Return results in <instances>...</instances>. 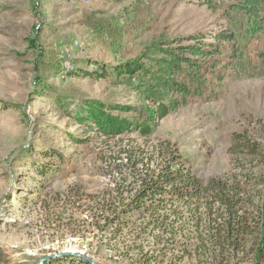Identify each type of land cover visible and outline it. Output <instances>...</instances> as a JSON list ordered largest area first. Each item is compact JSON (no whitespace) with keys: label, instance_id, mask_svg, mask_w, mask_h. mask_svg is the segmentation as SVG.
I'll list each match as a JSON object with an SVG mask.
<instances>
[{"label":"rangeland","instance_id":"obj_1","mask_svg":"<svg viewBox=\"0 0 264 264\" xmlns=\"http://www.w3.org/2000/svg\"><path fill=\"white\" fill-rule=\"evenodd\" d=\"M234 1L0 0V264H45L65 251L130 264L128 249L152 246V237L135 240L133 228L119 232L109 221L172 159L217 191L225 183L248 220L237 244L239 228L206 249H238L228 264H264V34L244 33ZM226 29L240 57L228 69L218 65L223 80L208 77L203 89L180 95L179 108L163 119L151 75L113 72L140 61L153 73L165 44H195L191 37ZM91 101L137 129L110 137L91 120L81 124ZM205 199L213 216L199 230L223 235L228 217Z\"/></svg>","mask_w":264,"mask_h":264},{"label":"trees","instance_id":"obj_2","mask_svg":"<svg viewBox=\"0 0 264 264\" xmlns=\"http://www.w3.org/2000/svg\"><path fill=\"white\" fill-rule=\"evenodd\" d=\"M230 9L246 18L243 31L247 36L264 34V0H235ZM189 41L196 43L176 47L169 43L170 45H164L167 46L166 48L161 47L154 54L158 59L157 68L153 73L140 61H128L113 68L114 74L119 77L151 75L154 89L162 95V102L157 108L160 119L179 108L180 95L187 97L192 87L195 91L203 89L208 77L223 80L220 77L223 73L216 71L218 65L221 64L228 69L232 63L230 60L240 57L236 49L237 37L228 29L220 32L212 31L209 37L205 35L202 39L191 37ZM226 46L231 49L228 57L224 53ZM216 56L225 57L216 59ZM85 74L89 76L88 73ZM103 74L106 76L105 70ZM86 107L88 117H78V121L85 124L86 120H91L98 134L116 137L137 129V126L127 119L106 113L105 110L108 108L100 102H87ZM244 147L246 145H240V148ZM50 171L43 166L40 173L47 175ZM213 186H215L213 183L204 185L190 169L185 167L181 159L168 160L163 170L146 180L134 197L120 207V214L109 221L112 224L118 222L119 232L122 227L133 228L130 233L135 234V240L147 241L148 239L144 237H152V246L141 243L138 249H128L125 260L130 264H180L184 261V264H228L229 257L238 249H224V247L206 249L204 244L213 239L225 244L233 238L232 234L239 228V235L235 239L237 244L243 238L248 220L245 219L246 215L237 214L235 208L238 201L226 195L225 183L219 185L220 191ZM209 197L213 202H218L224 211L220 218L224 214L228 217L224 219L227 224L221 230L223 235L219 233L218 236H207L199 230L204 223H209L213 216L212 201L205 199ZM200 199L206 202H200ZM133 212L138 216L135 221L126 218ZM191 227H194L197 236L192 237ZM261 246L264 248V230ZM191 247L195 248L190 249ZM169 255L171 257L168 262ZM45 264L90 263L79 258L64 257Z\"/></svg>","mask_w":264,"mask_h":264},{"label":"water","instance_id":"obj_3","mask_svg":"<svg viewBox=\"0 0 264 264\" xmlns=\"http://www.w3.org/2000/svg\"><path fill=\"white\" fill-rule=\"evenodd\" d=\"M64 257H74V258H79V259H82V260H84L86 262H89L90 264H99V263L93 261L91 258L86 256L85 254L80 253V252H76V251L61 252L58 255H54V256L49 257V259H47V260L57 259V258H64ZM43 263H44V261L41 262L40 264H43Z\"/></svg>","mask_w":264,"mask_h":264}]
</instances>
